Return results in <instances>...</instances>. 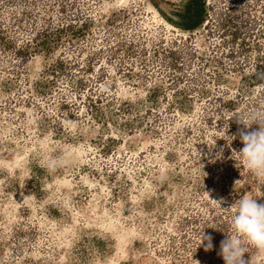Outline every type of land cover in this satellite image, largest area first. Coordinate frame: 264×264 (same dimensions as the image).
<instances>
[{
  "label": "rangeland",
  "instance_id": "rangeland-1",
  "mask_svg": "<svg viewBox=\"0 0 264 264\" xmlns=\"http://www.w3.org/2000/svg\"><path fill=\"white\" fill-rule=\"evenodd\" d=\"M187 2L0 0V264H224L264 0Z\"/></svg>",
  "mask_w": 264,
  "mask_h": 264
},
{
  "label": "clouds",
  "instance_id": "clouds-1",
  "mask_svg": "<svg viewBox=\"0 0 264 264\" xmlns=\"http://www.w3.org/2000/svg\"><path fill=\"white\" fill-rule=\"evenodd\" d=\"M237 123L243 125L237 133L243 143L238 152L239 167L246 168L252 176L264 182V111H252L247 117L238 114ZM253 123L259 125L258 129L246 131ZM224 233L226 238L220 241L217 253L224 264H246L243 255L250 249L264 254V203H258L252 196H242L232 205L230 231ZM201 244L205 251L211 250V235L202 233L198 245Z\"/></svg>",
  "mask_w": 264,
  "mask_h": 264
},
{
  "label": "trees",
  "instance_id": "trees-1",
  "mask_svg": "<svg viewBox=\"0 0 264 264\" xmlns=\"http://www.w3.org/2000/svg\"><path fill=\"white\" fill-rule=\"evenodd\" d=\"M200 3H201L200 0H188L186 7H187V10L191 9V14L189 15V21L181 22V25L183 27L189 28V27H192L193 25H196L197 23L200 22V19H201V14H199L201 11ZM187 18H188V16H187ZM85 23L86 22L84 20L83 24H85ZM26 48H27V46L24 45V49H26ZM24 49H23V47H21L20 49H17V50H24Z\"/></svg>",
  "mask_w": 264,
  "mask_h": 264
}]
</instances>
